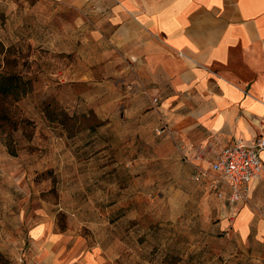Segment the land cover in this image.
<instances>
[{"label":"rangeland","instance_id":"obj_1","mask_svg":"<svg viewBox=\"0 0 264 264\" xmlns=\"http://www.w3.org/2000/svg\"><path fill=\"white\" fill-rule=\"evenodd\" d=\"M87 22L0 0V74L28 87L0 96V264H264V243L223 229L228 202L195 180L214 152L136 128L152 119L124 111L133 74L89 65Z\"/></svg>","mask_w":264,"mask_h":264},{"label":"crops","instance_id":"obj_2","mask_svg":"<svg viewBox=\"0 0 264 264\" xmlns=\"http://www.w3.org/2000/svg\"><path fill=\"white\" fill-rule=\"evenodd\" d=\"M51 1L88 21L89 65L120 67L127 81L133 74L135 94L120 101L124 111L152 119L135 122L142 134L171 132L191 156L238 141L249 146L264 133V0ZM261 159V179L221 223L245 243H264V153Z\"/></svg>","mask_w":264,"mask_h":264},{"label":"built area","instance_id":"obj_3","mask_svg":"<svg viewBox=\"0 0 264 264\" xmlns=\"http://www.w3.org/2000/svg\"><path fill=\"white\" fill-rule=\"evenodd\" d=\"M261 124L264 131V122ZM263 153L264 133L249 146L238 141L233 146L218 148L208 167L200 169L195 180L209 181L216 196L234 207L247 199L249 185L261 179Z\"/></svg>","mask_w":264,"mask_h":264},{"label":"trees","instance_id":"obj_4","mask_svg":"<svg viewBox=\"0 0 264 264\" xmlns=\"http://www.w3.org/2000/svg\"><path fill=\"white\" fill-rule=\"evenodd\" d=\"M27 93V84L19 75L0 74V96L12 97L16 100Z\"/></svg>","mask_w":264,"mask_h":264}]
</instances>
